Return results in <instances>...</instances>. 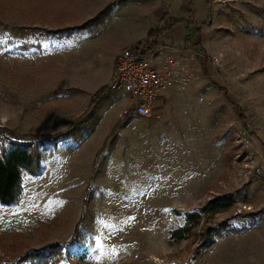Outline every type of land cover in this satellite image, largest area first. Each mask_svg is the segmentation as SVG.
I'll return each instance as SVG.
<instances>
[{
    "label": "rangeland",
    "instance_id": "rangeland-1",
    "mask_svg": "<svg viewBox=\"0 0 264 264\" xmlns=\"http://www.w3.org/2000/svg\"><path fill=\"white\" fill-rule=\"evenodd\" d=\"M163 13L191 24L158 43L179 62L173 125L134 117L101 143L83 85ZM17 139L43 142L41 173L0 205V264L53 244L60 264H264V0H0V148ZM219 195L233 206L168 241Z\"/></svg>",
    "mask_w": 264,
    "mask_h": 264
},
{
    "label": "trees",
    "instance_id": "trees-1",
    "mask_svg": "<svg viewBox=\"0 0 264 264\" xmlns=\"http://www.w3.org/2000/svg\"><path fill=\"white\" fill-rule=\"evenodd\" d=\"M175 22L165 24L162 28L150 29L147 32V40H152L170 29ZM25 47V45H23ZM156 43H151L149 49L156 47ZM105 93V88L98 89L92 99L97 100ZM42 141L28 140L9 141L5 148H0V205L5 207L17 206L22 197L23 175L39 176L41 173V151ZM235 200L231 195H219L207 200L202 207L194 212L183 213V225L169 232V242H179L189 238L192 230L196 228L201 215L206 213H217L230 209ZM211 230L208 228L206 233ZM226 227L216 228L217 237L221 238ZM228 232L237 233L235 229H227ZM211 232V231H210ZM214 239L206 242L203 246L207 247L214 243ZM62 254L59 244H53L48 248L36 251H28L18 259L1 264H60Z\"/></svg>",
    "mask_w": 264,
    "mask_h": 264
},
{
    "label": "built area",
    "instance_id": "built-area-1",
    "mask_svg": "<svg viewBox=\"0 0 264 264\" xmlns=\"http://www.w3.org/2000/svg\"><path fill=\"white\" fill-rule=\"evenodd\" d=\"M163 47L149 49L147 43L119 50L114 57L113 73L107 85L108 92H121L128 98V106L120 118L135 115L154 116L159 94L167 92L174 81L179 62Z\"/></svg>",
    "mask_w": 264,
    "mask_h": 264
},
{
    "label": "crops",
    "instance_id": "crops-1",
    "mask_svg": "<svg viewBox=\"0 0 264 264\" xmlns=\"http://www.w3.org/2000/svg\"><path fill=\"white\" fill-rule=\"evenodd\" d=\"M162 15H164V16H160L161 20H159L157 22V24H158L157 28H162L165 24H169L170 22H175V24L170 29L165 30L162 34H160V35L156 36L155 38H153L152 40H149L146 42L141 41V39L143 37H140V36L133 37L130 39L116 40L111 45L112 51H113V49H116V51L113 55V60H112V63L110 65V68L108 70V73L106 75H100V74H97V72L96 73L93 72L90 75V79H92L94 82L90 83V84H84L83 85L85 89L89 90L93 94L98 89L105 88V93L98 99V100H100V102H101V100L104 101L101 105L102 109H103L102 117L104 116V119L100 120L97 123L96 130L92 132V133L95 132V134L99 133L102 135V138L99 139V141L101 143H104L106 139L108 140V135L110 134L111 129L117 128V130H116L117 136L123 135L122 133H124V132H128V131L131 132L133 129V127H132L133 120L132 119H134V117H137L135 115H129V116H125L124 118H120L121 112L129 104L128 98L124 93L108 92L107 91V85H108L109 80L111 78V75L113 73L115 54L123 48L137 46L141 43H147L149 47H150L151 43H156L157 47H158L159 46L158 43L160 42V40H163L164 44L165 43L166 44L176 43L177 45H179L181 40H182L181 38H183L185 36L183 34V32L185 33L186 29L191 27V24H188V22H187L188 19L184 18V16L174 17L172 14L167 15L166 13L165 14L163 13ZM154 29H156V28H154ZM147 32L145 34L146 39H147V37H146ZM165 34H168V35L165 36ZM181 34H182V36H181ZM105 42H107V41H105ZM148 42H150V43H148ZM171 88H170L169 92L167 91L165 93L158 95L156 103H155L154 111H153L154 116L146 117V118H141V117H137V118L144 119V120L158 118L157 119V120H159L158 129H162L163 127H169L170 122H171V127H172L173 124H172V121H170V120H172L174 118V116L168 114V112L172 109V105H173L170 102V98L173 97L174 95H177L176 91L178 90V87L175 86L174 88H172V89ZM178 123H180V122L177 120L174 121V124H176L174 126H177ZM181 165L182 164H180V166ZM186 169H187V167H186ZM184 173H181V170L179 172L178 167H177L171 172V174H170V172H167L166 175L176 176L177 174H182V175L188 174L187 171H184Z\"/></svg>",
    "mask_w": 264,
    "mask_h": 264
}]
</instances>
